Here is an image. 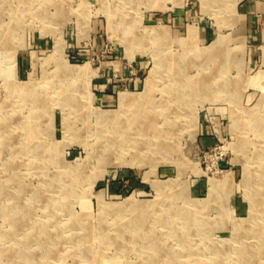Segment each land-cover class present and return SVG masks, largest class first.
<instances>
[{
    "label": "rangeland",
    "instance_id": "1",
    "mask_svg": "<svg viewBox=\"0 0 264 264\" xmlns=\"http://www.w3.org/2000/svg\"><path fill=\"white\" fill-rule=\"evenodd\" d=\"M148 2L0 0V264H264V0Z\"/></svg>",
    "mask_w": 264,
    "mask_h": 264
},
{
    "label": "bare ground",
    "instance_id": "2",
    "mask_svg": "<svg viewBox=\"0 0 264 264\" xmlns=\"http://www.w3.org/2000/svg\"><path fill=\"white\" fill-rule=\"evenodd\" d=\"M158 1V0H157ZM156 0H149V2L147 3L148 5H153V6H158V3H156L157 2ZM12 2V1H11ZM174 2L175 3H180L181 2V0H174ZM21 3V2H20ZM17 5V4H16ZM26 5V4H25ZM12 6V5H11ZM10 6V7H11ZM18 6H19V4H18ZM17 7V6H16ZM39 7V6H38ZM1 9V8H0ZM6 9V8H5ZM4 9V10H5ZM7 10V9H6ZM25 10V9H24ZM27 10V9H26ZM37 10V9H36ZM16 11V10H15ZM42 12V11H41ZM21 13V12H20ZM24 14H25V12H24ZM18 15V14H17ZM22 15V14H21ZM17 18V17H16ZM164 26V25H163ZM159 27V26H158ZM166 27V26H165ZM157 29V28H156ZM158 33H159V31H158ZM8 34V33H7ZM153 34V33H152ZM8 37V36H7ZM216 40V39H215ZM4 41V40H3ZM224 43V42H223ZM219 46H220V44H219ZM3 47V46H2ZM14 49H15V47H14ZM17 49V48H16ZM213 50V49H212ZM190 51V50H189ZM191 52V51H190ZM192 53V52H191ZM196 55V54H195ZM16 56V55H15ZM15 56H13L12 57V62H13V64H15V62H16V57ZM166 56V55H165ZM187 57V56H186ZM181 58V57H180ZM179 58V59H180ZM182 59H183V57H182ZM172 60H174V59H172ZM185 60V59H184ZM163 61V60H162ZM179 61V60H178ZM185 63V62H184ZM174 64V63H173ZM161 65H163V64H161ZM187 65V64H186ZM67 66V65H66ZM184 66V65H183ZM14 67V66H13ZM184 69V68H183ZM186 69V68H185ZM163 70H165V69H163ZM74 71V70H73ZM75 71L76 72H87V68H85L83 65H80V66H77V68H75ZM88 74V73H87ZM8 75H9V72H8ZM12 76V75H11ZM15 77V76H14ZM187 77V76H186ZM182 78V77H181ZM203 78V77H202ZM182 79H184V78H182ZM9 80H11V78L9 79ZM13 80V79H12ZM153 80V79H152ZM196 80V79H195ZM195 80H194V82H195ZM8 82V81H7ZM6 82V83H7ZM12 82V81H11ZM189 82H191V81H189ZM14 83V82H13ZM12 83V84H13ZM181 83V82H180ZM179 83V84H180ZM197 83V82H196ZM25 84H23L22 85V87L24 86ZM187 85H188V83H187ZM18 86V85H17ZM194 86H195V84H194ZM207 86V85H206ZM149 87V86H148ZM24 88H26V87H24ZM196 88V87H195ZM21 89V88H20ZM197 90V89H196ZM17 91V90H16ZM21 91V90H20ZM206 91V90H205ZM13 93V92H12ZM172 93V92H171ZM185 93V92H184ZM27 94V93H26ZM173 94V93H172ZM192 94V93H191ZM25 95V94H24ZM193 96V95H192ZM146 97V96H145ZM179 103V102H178ZM124 105V104H123ZM136 105V104H135ZM154 105V104H153ZM131 107V106H130ZM170 107H171V105H170ZM165 108V107H164ZM149 109V108H148ZM167 110V109H166ZM124 111V110H123ZM179 111V110H178ZM133 112V111H132ZM149 112V111H148ZM169 112H170V110H169ZM110 113V112H109ZM123 113V112H122ZM166 113V112H165ZM165 113H162V114H165ZM133 114H134V112H133ZM146 114V113H145ZM120 116V115H119ZM169 117V116H168ZM116 118H118V117H116ZM119 118H121V117H119ZM131 119V118H130ZM134 119V118H133ZM153 121V120H152ZM120 122V121H119ZM145 122V121H144ZM149 122V121H148ZM108 125V124H107ZM119 126V125H118ZM138 126V125H137ZM121 127V126H120ZM147 129V128H146ZM35 130V129H34ZM33 130V131H34ZM164 130V129H163ZM138 132V131H137ZM131 136V135H130ZM130 136H126L125 135V137H124V139H125V141H128V139L129 140H131L132 138H133V141L131 140V142H130V144H137L138 142H140V141H142L143 142V139L142 140H139V139H137L138 137H137V135H134L133 137H131L130 138ZM164 136V135H163ZM146 137L144 136V139H145ZM169 140V139H168ZM124 141V142H125ZM145 142H147V145L146 146H144V147H142V149L141 150H145V149H148L150 146H152L153 144H152V142L150 141V140H148V139H146V141ZM154 143V142H153ZM152 144V145H151ZM160 145V144H159ZM116 147V146H115ZM135 147V146H134ZM117 148V147H116ZM137 148V147H136ZM162 148V147H161ZM118 149V148H117ZM125 150V149H124ZM123 151V150H122ZM138 151V150H137ZM139 154V153H138ZM140 160H142L141 158H139ZM19 182V181H18ZM171 183V182H170ZM173 185H174V183H173ZM176 185V184H175ZM221 186V185H220ZM164 188V187H163ZM215 188V187H214ZM210 194V193H209ZM211 196V195H210ZM214 196H215V194H214ZM135 201V200H134ZM137 201V200H136ZM207 202V201H206ZM106 205V204H105ZM196 205V204H195ZM148 207V206H147ZM149 207H151V205L149 206ZM145 211V210H144ZM144 214V213H143ZM143 214H142V216H143ZM146 214V213H145ZM137 222H138V220H137ZM83 223V222H82ZM149 235V234H148Z\"/></svg>",
    "mask_w": 264,
    "mask_h": 264
},
{
    "label": "crops",
    "instance_id": "3",
    "mask_svg": "<svg viewBox=\"0 0 264 264\" xmlns=\"http://www.w3.org/2000/svg\"><path fill=\"white\" fill-rule=\"evenodd\" d=\"M243 16L246 18L247 31L249 30L251 37L255 36V32H253L254 28L252 27L256 24V21H255L256 17L254 14H252V8L250 7V4L243 8ZM204 138L206 139L208 137L205 136Z\"/></svg>",
    "mask_w": 264,
    "mask_h": 264
}]
</instances>
